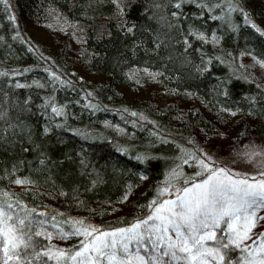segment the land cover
I'll use <instances>...</instances> for the list:
<instances>
[{
  "label": "trees",
  "instance_id": "obj_1",
  "mask_svg": "<svg viewBox=\"0 0 264 264\" xmlns=\"http://www.w3.org/2000/svg\"><path fill=\"white\" fill-rule=\"evenodd\" d=\"M228 2L182 0L179 9L173 0L0 5V70L8 73L0 75V110H8L0 129L14 123L29 130L11 129L0 141V189L30 208L65 214L57 220L114 227L146 212L174 165L185 174L197 170L205 150L197 140L216 133L264 139V65L255 58L264 59V34L239 10L226 20ZM234 2L264 28V0ZM53 104L63 106L59 115ZM16 176L35 183H13Z\"/></svg>",
  "mask_w": 264,
  "mask_h": 264
},
{
  "label": "snow or ice",
  "instance_id": "obj_2",
  "mask_svg": "<svg viewBox=\"0 0 264 264\" xmlns=\"http://www.w3.org/2000/svg\"><path fill=\"white\" fill-rule=\"evenodd\" d=\"M181 4L182 0H173L174 8L179 9ZM0 5L5 11L9 8L8 0H0ZM201 6L208 7L203 3ZM233 10L243 12L245 23L264 34V28L234 0L227 4L226 20L230 21ZM170 15L178 17L180 13L173 11ZM8 19L14 21L15 17ZM193 34L208 39L204 32ZM184 40L187 44L188 37ZM212 40L217 42L215 32ZM255 58L264 65V59ZM199 70L203 72L204 68ZM0 75L8 73L0 70ZM60 82L67 83L62 79ZM16 84L19 86L20 81ZM4 95L7 99L8 94ZM51 100L47 97L40 107ZM62 107L53 104L52 112L59 115ZM7 115V109L0 110V118ZM11 129L29 132L18 124L6 123L0 129V141L7 140ZM43 131L50 129L45 126ZM238 156L253 161L264 156V149L245 146ZM136 159L143 160L144 156L138 154ZM195 163L197 170L190 174L174 165L165 173L156 195L143 206L146 212L114 227L94 224L84 217L57 220L65 214L53 210L49 215L44 208H30L18 193L0 189V264H264V160H255L261 171L241 172L201 150ZM12 182L35 183L27 176H16ZM71 237L78 238L74 245L54 243V239Z\"/></svg>",
  "mask_w": 264,
  "mask_h": 264
},
{
  "label": "rangeland",
  "instance_id": "obj_3",
  "mask_svg": "<svg viewBox=\"0 0 264 264\" xmlns=\"http://www.w3.org/2000/svg\"><path fill=\"white\" fill-rule=\"evenodd\" d=\"M199 143L205 144V150L209 154L214 155L218 160L223 161L230 167L238 168L241 172L261 171L262 169L255 163V160H264V156H257L253 161H248L243 157H239L238 154L245 150V146L256 145L264 149V139H257L252 134L249 136H241L238 140L234 141L229 138H225L222 135L216 133L209 135L206 138L197 140ZM201 141V142H200ZM174 194V193H173ZM75 217V216H74ZM91 222V221H89ZM258 231V229H254ZM77 237H71L67 240L54 239V243L57 245H71L72 242H76Z\"/></svg>",
  "mask_w": 264,
  "mask_h": 264
}]
</instances>
